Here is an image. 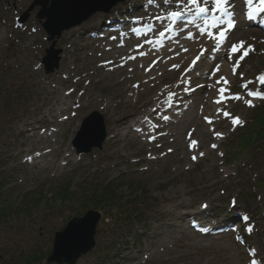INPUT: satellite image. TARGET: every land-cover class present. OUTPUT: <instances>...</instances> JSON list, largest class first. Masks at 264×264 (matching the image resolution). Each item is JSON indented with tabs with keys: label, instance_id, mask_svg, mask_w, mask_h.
<instances>
[{
	"label": "rangeland",
	"instance_id": "obj_1",
	"mask_svg": "<svg viewBox=\"0 0 264 264\" xmlns=\"http://www.w3.org/2000/svg\"><path fill=\"white\" fill-rule=\"evenodd\" d=\"M35 1L0 0V264H48L55 234L63 231L71 219L82 217L89 210H97L104 217L98 224L95 247L77 264H210L214 260L223 264L225 257L233 259L235 264L264 262V126L262 115L258 113L264 111V100H252V106L248 103V91L261 93L256 78L264 71V33L244 31L243 35L234 36L236 43L233 45L240 50L237 60L244 58L245 52L251 54L244 66L248 70L247 77L237 88L234 81L231 83L233 91L236 90L235 96L243 97L240 100L233 97L235 100L226 109L229 115L234 108L231 117L224 114L227 118L222 116L223 119L216 121L212 117L207 122L213 135L205 142L201 143L198 136L203 125L200 118L187 126L184 134L188 131L185 136L188 147L198 148L191 155L176 148L173 154H166L172 148L158 149L159 144L151 147L127 137V130L122 128L117 144L110 145L106 141L102 150L77 154L74 139L90 114L100 112L104 116L108 137L117 134H112V120L105 108L116 88L105 83L106 89L95 90L97 98L104 99V104L78 102L89 78L78 85V75L73 76L74 67L89 62L95 49V46L80 48L82 40L88 38L81 34L85 30L71 34L72 28L63 33L56 48L62 51L61 63L65 50L71 58L65 61L66 64L60 63L53 74L45 72L42 60L51 44L42 27L44 21L38 18L40 8L30 11ZM149 3V0H128L127 4L114 8L112 15H95L97 20L93 25L100 23L103 27L112 17L117 18L114 23L118 24H121L119 20L130 21L131 16L127 18L126 15L128 10L142 9ZM182 10V7L171 6L158 16L166 17L170 11ZM26 13H29V19L20 24ZM158 16L140 12L126 31L132 35L133 25L154 23ZM241 43L243 47H239ZM205 48L202 46L199 51L202 53ZM65 65L70 70L67 73L64 72ZM67 77L70 78L69 86L63 85L62 91L68 92L78 86V93L70 101L73 106L82 104V107L73 110L71 117L64 118L60 124L59 118L42 117L50 102H47L49 94L39 87V83H64ZM238 81L239 77L235 82ZM166 84L164 87L168 82ZM125 87L119 88L117 105L112 110L120 108L121 113H136L139 117L146 110L144 102L147 98L134 104L135 90L127 88L123 91ZM127 99L133 105L121 108L119 101ZM237 116L243 120L239 128L233 127V117ZM54 121L62 130L57 138L61 150L51 154L55 165L43 171L29 163L23 164L25 156L21 151L28 145L37 146L34 138L21 135L25 125L50 124L40 130L43 133L52 129ZM218 134L221 135L219 140ZM69 153L72 161L66 166L65 157ZM108 183L115 189L112 202L120 203L122 199L141 201L138 208L141 215L116 220L113 207L97 196L99 187ZM177 196H184L185 205L181 211L171 214L168 212L173 209L171 199ZM203 205L209 207L203 208H206L204 215L217 217V232H230L231 228L234 232L221 240H205L202 247H197L194 246L196 240L192 241L194 238L189 236L196 228L187 217ZM167 224H173V227H164L154 233L158 227ZM184 228L189 230V235H185ZM218 246L221 250L216 249ZM226 248H230L228 253L224 252Z\"/></svg>",
	"mask_w": 264,
	"mask_h": 264
},
{
	"label": "bare ground",
	"instance_id": "obj_2",
	"mask_svg": "<svg viewBox=\"0 0 264 264\" xmlns=\"http://www.w3.org/2000/svg\"><path fill=\"white\" fill-rule=\"evenodd\" d=\"M201 1L199 0V2ZM176 3L174 0L171 5H177ZM232 4L237 15L235 17L239 20L238 23L236 22L235 29L228 28L227 32L229 36L225 42L223 40H213L210 42L211 37L208 35H202L199 31H187L185 28L176 37H172L171 35L168 38V33L165 31L164 38L159 37L156 39V42L163 39L161 43L150 45L145 42L144 45L134 47L131 43L133 41L131 38L134 36L130 35L123 38L125 36L124 34L127 35V32L124 31H105L103 33L100 32V35L94 37V34H97L94 32L96 28L101 27L100 23L93 25L97 20L95 16L80 26L79 29L74 28L70 31L73 34L85 30L81 34L88 38H84L82 43L79 44L81 49L95 46L89 62L74 67L73 76L78 75V85H81L86 77L89 78V83L84 93L79 96L78 102L104 104V99H98V96L94 93L95 90L105 88L104 86L107 85L105 83H110L111 87L115 86L116 88L112 91L114 94L111 95L110 102H107L105 107L107 113H110V120H112V134L117 132L116 135H109L107 142L110 145L117 144L120 141L119 133L122 128L124 131L127 130V137L138 139L140 142H144L151 147L159 144V146H156L158 149L166 146L172 148L166 154H173L176 148L178 151L182 150L187 155H191L196 149L188 147L189 145L185 140L188 131L184 134V130L191 123H195L198 118L203 123L200 126L198 134L201 143L209 139L212 131L207 127L206 123L211 117H220L226 110L228 103L230 104L232 102V97L228 96L232 90V80L236 79L242 62H247L248 60V57H245L240 61L238 66L234 67V57L239 51L235 53L231 52V49L228 47V41L234 35H243V31H246V29H252V31L258 30L256 28H247L246 26L250 22L247 19H241V14L246 9L244 0H232ZM166 5L164 0H154L150 2V7L146 8L151 13L163 14ZM128 13L130 14L129 10ZM171 23L172 21H170L167 27ZM128 25L129 23L121 24V28H128ZM156 25H158V28H163L165 25L164 19H157ZM108 37H111L110 40L107 39ZM122 40L126 42L124 47L121 44ZM207 41L210 42V48L202 55L197 56V42L205 43ZM229 55L231 56V60L227 61L226 58ZM133 57L135 58L133 59ZM197 57L199 59H196V62L193 63L192 59ZM70 58V54L65 50L62 63L64 62L66 64L65 61ZM71 63L73 62L71 61ZM185 66L189 67L187 72H185ZM69 71L68 66L65 65L64 72L67 73ZM247 72L248 70L246 71L245 69L241 71L242 74H247ZM59 73L65 75L61 71ZM58 77L55 79H58ZM171 80L175 81L174 84L164 87L166 82L169 83ZM225 80L228 83H225ZM69 82L70 78L65 79L64 83L58 81L54 85H47L46 82L44 84L39 83V87L49 94H47V102H50L47 109L43 111L42 117L59 118L60 124L64 122V118L68 120L71 117L70 115L74 107L73 101L70 100H73L74 96L78 93V86L69 92L62 91L63 85L69 86ZM123 86H126L123 91H126L127 88L133 91L135 90L134 104L147 98L144 102L146 110L141 117H138L136 113H121L120 108L112 110V107L117 105L116 99L119 97V88ZM221 88L225 89L223 94L220 93ZM152 93L153 96H151ZM165 95L169 96L164 101H161ZM224 96H227V98H221ZM118 104L121 108H127L129 105H133L128 99L121 100ZM199 105H201V109H199ZM233 110L234 108L230 111L233 112ZM165 116L169 117V119L165 120ZM60 124L54 121L52 129L43 133L40 130L46 129L50 124L44 123L41 127H35L33 124L25 125V129L21 131V135L34 138L33 141L36 140L35 143H37V146L32 147L28 145L25 150L21 151L23 153L22 155L25 156V159L22 161L23 164L29 163L30 166L33 165V168L40 167L43 171L51 169L55 165V158L51 154L61 150V142L59 139L57 140L61 134L60 131L62 132L60 130ZM196 124L198 125V122ZM217 127L219 126L217 125ZM57 145H59L58 148L56 147ZM70 156V153L66 155L64 165L68 166L71 163L72 159ZM67 158L70 159L67 161ZM182 197L184 196H177L175 199H171L173 209L169 210V213L174 214L176 211H181L184 208L185 201L182 200ZM203 208L189 214L187 217V219L195 218L197 220L196 224L201 226V228H196L195 231L193 230V235H189V230L184 228L185 235L192 236L190 239L194 238L192 241L196 240L194 246L197 247H202V243L205 240H221L227 237L229 233L234 232V229L231 228L230 232L223 231L222 233H218L216 229L219 225L212 221L209 216L204 215L206 208ZM210 216L213 217V215ZM209 223L211 227H207L209 229H206L205 225ZM164 227H173V224L158 227L154 233L157 234ZM233 239L236 241L234 237ZM225 241L228 240L226 239ZM231 245H233V242H231ZM216 249L221 250V247L218 246ZM229 251L230 248L224 249L225 253ZM141 254L143 256L145 255V253ZM210 264L217 263L214 260ZM223 264H235V262L233 259L225 257V263Z\"/></svg>",
	"mask_w": 264,
	"mask_h": 264
},
{
	"label": "water",
	"instance_id": "obj_3",
	"mask_svg": "<svg viewBox=\"0 0 264 264\" xmlns=\"http://www.w3.org/2000/svg\"><path fill=\"white\" fill-rule=\"evenodd\" d=\"M123 1L125 0H53V6L47 9L49 0H39L36 5L43 6L39 18L41 20L47 18L44 27L53 40L56 37L60 38L63 31L80 25L97 12H110L113 6ZM47 53L44 62L47 72L51 73L59 66L60 52L52 47ZM99 124V127L95 128L87 121L80 134L81 138L90 134V139L93 140L86 152H90L94 147L102 148L106 137L102 119ZM100 219V213L90 211L85 217L72 220L63 232L56 234L53 254L49 257L48 263L76 264L83 255L94 248L96 228Z\"/></svg>",
	"mask_w": 264,
	"mask_h": 264
},
{
	"label": "snow or ice",
	"instance_id": "obj_4",
	"mask_svg": "<svg viewBox=\"0 0 264 264\" xmlns=\"http://www.w3.org/2000/svg\"><path fill=\"white\" fill-rule=\"evenodd\" d=\"M149 2H151V0H149ZM174 2V0H164V3L169 4L171 6V4ZM229 2V0H215V9L217 12H222L227 14V9H226V5ZM209 3V0H204V4L207 5ZM249 6L251 7L253 4V0H248ZM189 5L191 7H189ZM178 7H182L183 11H170L167 14V18L170 19L171 21H173V23H175V21L181 20L184 17V14L186 12H190L192 11V8L195 9V15L197 16H206L209 9L206 6H201L199 0H188V4L184 5V4H180L177 5ZM260 12H264V0H260V6L255 8L253 10V12H249V19H254V13L258 14ZM157 19H161L160 17H157ZM205 23H207V20H205ZM228 26L229 28L233 27V21L230 19L228 21ZM201 31H206L205 29H201ZM161 36L165 35L164 32L160 33ZM207 35L209 37H212L214 40H223L225 38L226 33L224 31H221L219 34V37H216L212 32H207ZM189 39H191V37H189ZM239 47H243V43H241V45ZM239 50V48L237 46H233L232 48V52L235 53ZM186 51V49H185ZM245 55H247V52L244 53ZM135 57H133L134 59ZM197 59H199V57H197ZM218 70V69H217ZM259 80L262 84H264V76L259 77ZM225 83H228L226 80L224 81ZM138 87V86H136ZM246 87V86H245ZM225 92L224 88L220 89V93L223 94ZM249 95H254L257 96L259 98L264 99V96H261L259 93H249ZM236 100H240L241 97L240 96H235L234 97ZM219 103V101H218ZM249 105H251V101H248ZM225 115H228V113H224ZM165 120H168L169 117L165 116L164 117ZM233 123L234 124H240L241 121L239 118H234L233 119ZM195 141H193V145H195ZM213 147H216L215 145H213ZM201 155H203L201 153ZM196 157H193V159H195ZM202 207H207V205H203ZM245 219H247V217H245Z\"/></svg>",
	"mask_w": 264,
	"mask_h": 264
},
{
	"label": "trees",
	"instance_id": "obj_5",
	"mask_svg": "<svg viewBox=\"0 0 264 264\" xmlns=\"http://www.w3.org/2000/svg\"><path fill=\"white\" fill-rule=\"evenodd\" d=\"M98 192H101V197L104 198V200L106 201H110L113 199V194L115 192V189H111L109 186H101L98 190ZM114 205V204H112ZM125 207L127 208V206L123 205L122 202H120L119 204L115 205V207H117V209L119 210L120 214L123 216L125 214V212L121 211V207Z\"/></svg>",
	"mask_w": 264,
	"mask_h": 264
}]
</instances>
